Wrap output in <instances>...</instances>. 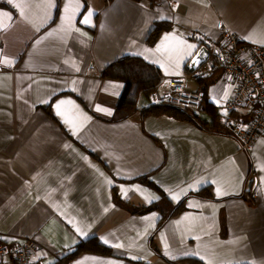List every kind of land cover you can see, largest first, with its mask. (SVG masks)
I'll use <instances>...</instances> for the list:
<instances>
[{
  "label": "crops",
  "instance_id": "0c3cea01",
  "mask_svg": "<svg viewBox=\"0 0 264 264\" xmlns=\"http://www.w3.org/2000/svg\"><path fill=\"white\" fill-rule=\"evenodd\" d=\"M219 22L264 47V0H0V242L35 240L36 264H55L93 236L114 255L87 252L63 264H264V136L246 150L171 114L117 119L126 84L118 65L102 75L136 56L160 69L158 94L183 73L200 90L204 77L187 65L200 39L221 42ZM186 45H195L191 55ZM222 74L205 77L224 126L232 88ZM60 100L72 101V124L57 115ZM150 103L142 97L141 107ZM251 171L253 202L243 197ZM142 178L174 204L186 199L159 229L160 211L128 208L160 198ZM206 188L211 199L192 195Z\"/></svg>",
  "mask_w": 264,
  "mask_h": 264
},
{
  "label": "built area",
  "instance_id": "2783aa9c",
  "mask_svg": "<svg viewBox=\"0 0 264 264\" xmlns=\"http://www.w3.org/2000/svg\"><path fill=\"white\" fill-rule=\"evenodd\" d=\"M222 40L213 44L210 58L193 77H205L222 70V81L228 83L232 93L224 105L222 123L243 149L249 150L259 137L264 136V47L245 42L241 36L230 31L223 22L217 24ZM190 75L183 73L169 82L161 94L150 95L153 103L165 101L183 108L199 111L205 94L190 90ZM41 251L33 239L0 242V264H36L35 257Z\"/></svg>",
  "mask_w": 264,
  "mask_h": 264
},
{
  "label": "trees",
  "instance_id": "16d2710c",
  "mask_svg": "<svg viewBox=\"0 0 264 264\" xmlns=\"http://www.w3.org/2000/svg\"><path fill=\"white\" fill-rule=\"evenodd\" d=\"M166 27V23L160 22L157 24L156 28L152 31L150 37H154L153 41H155L158 37L159 31ZM201 45L206 44L207 42L204 39L199 40ZM118 65L120 69L119 78L124 80L125 89L119 100L117 109H116V118L124 119L131 116L134 112L140 110L144 114H171L176 116L179 119L187 120L195 124L196 126L212 132L216 134H224V135H232V133L225 129L224 126L218 123L220 120V114L216 112V107L212 105L208 101V89L212 84L213 80H209L208 77L201 78L199 80L201 91L204 92L205 97L202 104V107L199 111L207 112L211 115L212 122H206L201 116L198 114L199 111H194L192 109L183 108L174 104L167 103L165 101H160L157 103H153L151 100L150 105L141 107V99L143 96H147L150 99V95L157 92L159 86L163 82V77L160 69L146 61L141 57L136 56H125L118 61L111 63L106 68L102 70V75L104 76H112V70L114 67ZM250 183L247 184V188L243 193V197H245L248 201L253 202V192L256 188V178L251 171L249 175ZM143 183L147 184L155 191H157L160 195L158 201L153 204L143 206V207H134L128 205V208L134 213H147L153 210H158L162 213V217L158 223V229L161 228L167 221L171 218L179 215L181 212L185 210V200L183 199L181 202L174 204L168 198L167 194L152 181L147 178H142ZM249 181V180H248ZM192 195H196L199 197H205L211 199V189L206 188L202 189L197 193H193ZM118 202L123 203L122 200L118 198ZM151 247L156 251L158 255H161V251L151 240ZM97 253L103 256H111L113 254V249L104 244L97 236L89 237L87 239L81 240L76 247L72 251H68L63 254L59 260L55 264H63L69 263L75 257L79 256L82 253ZM177 264H202L198 261L185 259L180 260Z\"/></svg>",
  "mask_w": 264,
  "mask_h": 264
},
{
  "label": "snow or ice",
  "instance_id": "6c2138e0",
  "mask_svg": "<svg viewBox=\"0 0 264 264\" xmlns=\"http://www.w3.org/2000/svg\"><path fill=\"white\" fill-rule=\"evenodd\" d=\"M8 3L13 4V0H8ZM50 6H54V4L50 2ZM14 7L17 9H22V5L20 3H15ZM67 11H68V9L65 8V12H67ZM5 14H7V13H5ZM89 15H92V13H89ZM85 22H87V21H85ZM169 39H170L169 36L164 37L165 42H167ZM181 43H183V42H181ZM161 47H163V45H161ZM186 48L189 49L188 54L191 55V50H193L195 48V45H186ZM157 50H159V49H157ZM71 104H72V101L60 100L59 103H57L55 105L57 115L65 117L64 122L66 124H72L74 122L73 119L70 117V113L65 108L66 105H71ZM217 195H222V193H220V191L218 190ZM173 199H175V197H173ZM77 231H80V229H77ZM82 235H83V233H82ZM105 243H107V240H105ZM115 247H123V245L117 244V245H115ZM110 264H111V262H110Z\"/></svg>",
  "mask_w": 264,
  "mask_h": 264
},
{
  "label": "water",
  "instance_id": "95a60500",
  "mask_svg": "<svg viewBox=\"0 0 264 264\" xmlns=\"http://www.w3.org/2000/svg\"><path fill=\"white\" fill-rule=\"evenodd\" d=\"M212 51L218 52V49H214L211 43L201 45L187 65L189 72L194 73L205 64L210 58Z\"/></svg>",
  "mask_w": 264,
  "mask_h": 264
},
{
  "label": "rangeland",
  "instance_id": "374dc122",
  "mask_svg": "<svg viewBox=\"0 0 264 264\" xmlns=\"http://www.w3.org/2000/svg\"><path fill=\"white\" fill-rule=\"evenodd\" d=\"M199 113L201 114H205L208 118H211V115L207 112H204V111H199Z\"/></svg>",
  "mask_w": 264,
  "mask_h": 264
}]
</instances>
